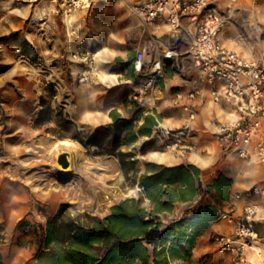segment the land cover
<instances>
[{
	"label": "rangeland",
	"instance_id": "rangeland-1",
	"mask_svg": "<svg viewBox=\"0 0 264 264\" xmlns=\"http://www.w3.org/2000/svg\"><path fill=\"white\" fill-rule=\"evenodd\" d=\"M134 2L91 0L89 9L65 17L48 4L0 0V238L5 264H32L47 222L57 215L58 224L77 217L83 222L103 218L112 206L130 199L150 210L136 182L139 172L136 176L134 172L155 164L151 153L168 151L151 135L137 134L149 115L148 104L155 100L158 105L159 99L148 103L153 91H145L134 74L130 82L124 78L143 30L131 9ZM104 47L114 53L107 55L105 66L125 91L121 104L109 98L115 88L103 92L76 78L78 65L71 61V53L98 56ZM161 85L158 78L155 87ZM111 112L123 122L114 121ZM123 124L137 134L131 144L122 142L127 133ZM57 147L64 154L71 149L78 154L72 176L56 178L51 172ZM113 190L124 196L99 206ZM193 214L184 210L183 216L173 217L178 221ZM161 221L168 225L174 220ZM200 235L194 236L183 257L176 244L167 264H214L201 255L206 241L215 244L214 235ZM196 244L200 246L194 252ZM217 250L207 256L218 253L217 264H231ZM162 256L158 255V264H163Z\"/></svg>",
	"mask_w": 264,
	"mask_h": 264
},
{
	"label": "built area",
	"instance_id": "built-area-1",
	"mask_svg": "<svg viewBox=\"0 0 264 264\" xmlns=\"http://www.w3.org/2000/svg\"><path fill=\"white\" fill-rule=\"evenodd\" d=\"M18 1L46 3L65 17L85 11L91 5V0ZM238 1L229 0L231 4ZM131 9L148 24L166 26L175 40V45H170L159 38H149L135 50L130 63L141 87L154 92L164 66L168 64L174 71L182 73L183 57H187L194 71L191 82L199 87L175 90L170 105L180 109L187 121L192 122L197 117L194 102L204 88L214 103L233 104V118L216 125L214 137L219 151L243 160L255 158L264 165V49L258 47L254 56L244 58L222 46L220 35L232 22L231 7L222 11L216 0H146L133 4ZM182 39L185 40L184 51L179 47ZM95 58V54L88 52L71 53V61L79 67L76 75L79 84H86L92 78ZM148 105L146 114H156L155 100ZM155 121L150 138L156 139L164 150L198 151L196 144L190 141L194 135L188 124L169 129L158 118ZM206 186L199 175L196 194L184 204L179 216H183L184 210L196 213L204 205L209 194ZM251 193L260 199V203H246L240 216L235 215L233 205L218 215L217 221L231 224L232 230L229 235H214L213 240L219 253L228 257L231 264H254L249 260L251 251L264 264V250H256L264 243V237L256 229L257 224L264 223V182L253 186ZM235 198L239 199V196Z\"/></svg>",
	"mask_w": 264,
	"mask_h": 264
},
{
	"label": "crops",
	"instance_id": "crops-1",
	"mask_svg": "<svg viewBox=\"0 0 264 264\" xmlns=\"http://www.w3.org/2000/svg\"><path fill=\"white\" fill-rule=\"evenodd\" d=\"M144 1L146 0H135L134 3ZM216 1L217 6L222 11L226 10L227 7H231L232 9V22L220 35V43L222 46L228 51L235 52L244 58H251L254 56L258 47L264 49V0H240L235 4H231L229 0ZM39 4L46 3H38L36 5ZM123 14L126 15L124 12ZM137 19L143 26V30L139 33L140 41L137 48L149 38H159L167 42V44L175 45V40L168 32L166 26L156 23L148 24L139 18ZM105 47L98 50L100 51V55L96 56L95 53L96 62L94 73L90 81L84 86L92 88L93 86L91 84L93 83L99 86L98 88L102 89L103 92H108L111 88H115L109 98L116 100L117 105L119 103L121 104L125 99V91L122 88H118L120 85L117 83V78H113L112 72H108V67L105 66V64L109 63L107 55L114 54L109 51L107 53L106 48L108 47ZM179 47L182 51L185 50L184 39L180 42ZM183 64L184 70L182 73L174 71L168 64L164 66L162 76L159 78L162 80V85L160 87L156 86L153 92V94L162 92L164 95L161 98H155L152 94L151 97L153 99H160L159 104L156 105L155 113L159 116V120L163 126L169 129H178L188 124L191 127L194 136L190 141L196 144L198 151H168L167 153H160L162 155L159 154L161 161L157 158L151 159L156 165L164 166L165 168H187L192 165L199 170V175L202 176L205 185L211 184L219 177L229 180L230 186L225 193L226 199L220 200L216 195L210 193L206 198V204L211 205L217 213L226 211L229 205H233L235 208V215L240 216L243 206L246 203H260V199L251 193V189L253 186L264 182V165L257 162L255 158L243 160L232 156H225L219 151L214 137L216 125L219 122H226L233 118V104L225 101L214 103L209 96L208 90L204 88L201 95L197 97L194 102L197 109V117L192 122L187 121L185 114H183L180 109H176L170 105V97L175 90H189L193 87H199L191 82L194 77V71L187 57H183ZM76 67L78 73L79 67ZM128 69L129 73L126 75L125 72L126 76L124 78L127 79V82H130L133 72L131 63ZM115 80L116 82H114ZM162 159L164 161H162ZM144 173L145 168L143 167L138 176ZM148 175H151V173H148ZM198 176L192 174L194 180H196ZM165 188L166 186L164 185L163 190H165ZM185 188L186 184L183 183L182 180H178L174 185H169L168 192L173 199V209L171 212H162L159 215L160 217H165L167 220L171 221L176 219L173 216L181 214L186 202L180 200L179 197H182ZM236 196H239V199L235 198ZM167 198V195H165L161 200L164 201ZM149 205L150 210L153 209V205L150 203ZM172 217L174 219H171ZM256 229L260 236L264 237V223L257 224ZM231 230V224L217 220L210 221L206 229L200 233V236H202V238H209L211 235L216 234L229 235ZM199 246V244L194 245L193 251H197ZM216 247L218 249L216 244H207L206 241V245L203 246L201 250V253H203L201 255L206 258V262L209 261L210 258V261L217 264L218 253L207 256V253ZM256 250H264V243H261ZM248 255L251 262L254 264H261L260 260L252 251L249 252ZM227 259L229 260L228 257Z\"/></svg>",
	"mask_w": 264,
	"mask_h": 264
},
{
	"label": "trees",
	"instance_id": "trees-1",
	"mask_svg": "<svg viewBox=\"0 0 264 264\" xmlns=\"http://www.w3.org/2000/svg\"><path fill=\"white\" fill-rule=\"evenodd\" d=\"M110 115L117 123L123 122L117 113L111 112ZM156 118L159 116H144L137 134L150 136L156 126ZM121 128L127 130L122 142L133 143L137 134L132 126L123 124ZM121 166L124 169L122 162ZM144 168L145 173L138 176L136 182L153 209L146 210L139 206L140 200L130 199L112 206L109 214L103 218H89L83 222L77 217L58 224L57 215L47 222L43 242L33 256L32 264H158V255H163L160 262L167 264L176 244L182 250L183 257L194 236L206 229L210 221H216L219 213L205 203L191 217L164 225L159 215L173 209L169 185L182 180L186 188L179 199L188 202L197 191L198 177L194 180L192 174L198 176L199 170L192 165L187 168H165L152 163L146 164ZM138 172L135 171L134 176ZM229 186V180L219 177L206 186V191L223 200L226 199L225 193ZM165 195L168 198L162 201ZM167 243L169 247H166ZM1 246L0 238V264H5Z\"/></svg>",
	"mask_w": 264,
	"mask_h": 264
},
{
	"label": "bare ground",
	"instance_id": "bare-ground-1",
	"mask_svg": "<svg viewBox=\"0 0 264 264\" xmlns=\"http://www.w3.org/2000/svg\"><path fill=\"white\" fill-rule=\"evenodd\" d=\"M153 95L155 98H161L164 95V93L157 92L156 94H153ZM151 96L152 95H150L149 98H147V100L153 99ZM66 146H67V143H66ZM59 147H57V150L54 151V154L52 156L51 169L50 170L56 178H65V177L71 175L72 172L74 173L75 171H77L78 154L76 153L75 150L71 149L72 151L70 150L66 156V160H67L69 165L67 168H64L60 162V156H61V154H64V152L61 153L62 150H60L61 148L59 149ZM159 154L160 153H158V154L157 153H151V158L152 159L157 158L159 161H161ZM160 155H162V154H160ZM54 157L56 159L57 164L55 163ZM162 161H164V160L162 159ZM26 182L29 183V181H26ZM123 196L124 195L121 191H118V190L110 191V193L108 195H104V197L102 196L103 198H102L101 204L99 203L100 204L99 206H103V208H104L105 206H108L113 201H115L119 198H122Z\"/></svg>",
	"mask_w": 264,
	"mask_h": 264
},
{
	"label": "water",
	"instance_id": "water-1",
	"mask_svg": "<svg viewBox=\"0 0 264 264\" xmlns=\"http://www.w3.org/2000/svg\"><path fill=\"white\" fill-rule=\"evenodd\" d=\"M66 156H67V154H62L61 156H60V162H61V164H62V166L64 167V168H67L68 167V162H67V160H66Z\"/></svg>",
	"mask_w": 264,
	"mask_h": 264
},
{
	"label": "clouds",
	"instance_id": "clouds-1",
	"mask_svg": "<svg viewBox=\"0 0 264 264\" xmlns=\"http://www.w3.org/2000/svg\"><path fill=\"white\" fill-rule=\"evenodd\" d=\"M175 23V22H174Z\"/></svg>",
	"mask_w": 264,
	"mask_h": 264
}]
</instances>
